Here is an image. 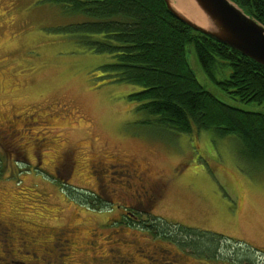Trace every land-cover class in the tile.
I'll return each instance as SVG.
<instances>
[{"label":"rangeland","instance_id":"1","mask_svg":"<svg viewBox=\"0 0 264 264\" xmlns=\"http://www.w3.org/2000/svg\"><path fill=\"white\" fill-rule=\"evenodd\" d=\"M81 20L50 0H0L5 220L51 233L75 227L86 240L98 233L99 258L110 259L117 242L127 264H235L225 253L216 260L195 256L139 223L119 224L121 203L136 206L143 219L150 213L264 253V164L246 158L237 136L182 134L140 111L129 96L141 88L101 70L110 56L85 51L74 36L57 31ZM188 57L199 81L219 99L264 113V104L242 103L210 80L193 48ZM230 74L226 67L218 78ZM86 192L93 198L83 200ZM143 192L154 197L148 206L138 205Z\"/></svg>","mask_w":264,"mask_h":264},{"label":"trees","instance_id":"2","mask_svg":"<svg viewBox=\"0 0 264 264\" xmlns=\"http://www.w3.org/2000/svg\"><path fill=\"white\" fill-rule=\"evenodd\" d=\"M50 1L65 13L82 17L58 27L59 33L74 36L85 51L110 56L112 61L101 70L112 80L141 88L129 96L140 104V111L182 134L215 130L219 137L237 136L246 158L264 164V113L245 111L219 99L199 81L188 51L195 50L210 80L246 104H264L263 65L196 31L175 16L165 0ZM232 1L264 25V0ZM226 67L231 68L230 76L219 80ZM86 193L89 197L80 196L83 200L93 198ZM146 215L150 217L139 222L141 228L170 238L200 258L216 260L225 253L235 264H257V256L264 257L259 249L221 234L170 225Z\"/></svg>","mask_w":264,"mask_h":264},{"label":"flooded vegetation","instance_id":"3","mask_svg":"<svg viewBox=\"0 0 264 264\" xmlns=\"http://www.w3.org/2000/svg\"><path fill=\"white\" fill-rule=\"evenodd\" d=\"M1 127L0 121V139L3 138ZM10 133L18 135L14 130ZM114 168L111 164L110 170ZM143 194H137V198L141 197L139 204L136 201L138 205L148 206L154 201V197H148L144 192ZM117 207L124 208L116 218L119 224L132 226L144 220L135 209L136 206L119 203ZM3 215L4 212L0 210V264H127L126 257L118 254L122 249L117 242L118 248L108 251L112 256L110 259L99 258V243L96 238L98 233L93 234L94 238L86 240L79 237L81 233L75 227L61 228L57 233L47 232L46 229L38 230L39 228L26 229L13 221V218L5 220L6 216Z\"/></svg>","mask_w":264,"mask_h":264},{"label":"water","instance_id":"4","mask_svg":"<svg viewBox=\"0 0 264 264\" xmlns=\"http://www.w3.org/2000/svg\"><path fill=\"white\" fill-rule=\"evenodd\" d=\"M169 10L196 31L233 48L264 66V25L232 0H194L201 9L205 25L178 11L171 0Z\"/></svg>","mask_w":264,"mask_h":264},{"label":"bare ground","instance_id":"5","mask_svg":"<svg viewBox=\"0 0 264 264\" xmlns=\"http://www.w3.org/2000/svg\"><path fill=\"white\" fill-rule=\"evenodd\" d=\"M179 12L187 16L192 21L205 25V19L201 9L194 0H171Z\"/></svg>","mask_w":264,"mask_h":264}]
</instances>
